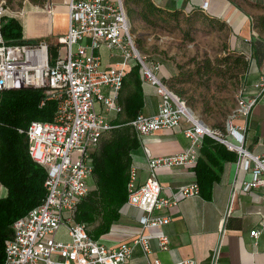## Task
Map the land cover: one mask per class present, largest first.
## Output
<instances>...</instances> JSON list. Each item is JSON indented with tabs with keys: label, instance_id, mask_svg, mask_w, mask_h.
Segmentation results:
<instances>
[{
	"label": "built area",
	"instance_id": "2783aa9c",
	"mask_svg": "<svg viewBox=\"0 0 264 264\" xmlns=\"http://www.w3.org/2000/svg\"><path fill=\"white\" fill-rule=\"evenodd\" d=\"M207 9L208 2L201 10ZM68 10V32L58 39L63 47L54 61L45 42L6 44L0 26V95L7 90L48 88V100L57 102L53 122H33L25 131L30 157L47 172V196L41 206L15 222L13 237L6 243L4 264H130L134 246H140L148 256L153 239L161 250H168L170 240L161 229L170 224L172 218L156 216L155 212L177 206L182 199L200 196V190L194 184L170 198H163L157 171L195 167L206 136L237 154L239 171H252L253 180L244 182V192L264 186V154H252L246 147L243 133L246 127L234 124L238 117L248 119L252 115L264 96V78L254 84V95L246 96L242 89L238 93L228 134L215 132L192 115L187 103L160 78L157 66L140 54L131 35L125 0H71ZM4 15L5 10L0 5V19ZM103 46L120 57L119 62L107 70L102 68L97 54ZM135 65L140 67L142 80L156 89L161 100L156 115L140 114L131 123L138 138L175 130L184 123V134L190 146L180 154L150 158V177L142 185L137 184V171L132 167L128 205L144 212L140 220L143 233L134 241V246L108 248L90 238L86 226L74 221V214L90 191L89 182L94 175L92 156L102 137L116 128L106 115L97 111L96 104L100 102L106 114H122L120 93ZM228 214L222 221V233ZM149 230L153 232L146 234ZM261 235L262 230L251 232L255 240ZM221 248L222 242L213 250L210 264L218 263ZM153 264L161 263L155 260ZM176 264L197 263L188 259Z\"/></svg>",
	"mask_w": 264,
	"mask_h": 264
},
{
	"label": "crops",
	"instance_id": "0c3cea01",
	"mask_svg": "<svg viewBox=\"0 0 264 264\" xmlns=\"http://www.w3.org/2000/svg\"><path fill=\"white\" fill-rule=\"evenodd\" d=\"M71 0H47L46 7L29 8L24 15L38 11L49 17L48 38L57 43L68 32ZM156 6L189 14L202 9L210 18L224 22L230 30L231 51L244 56L249 62L242 90L246 96L255 94L254 84L264 78V0H153ZM21 22V21H20ZM26 38V37H25ZM88 44L87 42L85 43ZM97 54L101 57L102 68L110 69L120 60L117 52L103 46ZM152 63V62H151ZM153 64V63H152ZM157 73L163 80L177 74L175 64L157 63ZM141 76V74H140ZM142 80V78H141ZM144 108L142 114L154 116L159 111L160 97L156 89L142 80ZM108 94V91H106ZM120 102V100H119ZM96 109L115 121L119 115L106 114L104 106L98 102ZM237 126H245L243 132L247 149L256 156L264 154V96L248 119L238 117ZM185 124L175 130H162L140 139L141 147L133 155V166L137 171V184H144L150 177L148 160L185 152L190 142L184 134ZM157 179L163 187L162 197L170 198L181 189L196 184L194 167L161 168ZM253 180L252 171H239L237 162L226 165L222 181L215 185L212 201L201 196L182 199L177 206L158 210L156 216H170L172 221L161 231L169 238V249L161 250L157 240H150L151 254L146 256L134 241L143 233L140 223L144 212L126 205L120 220L113 225L109 234L100 243L108 248L122 245L134 246L130 264H176L192 259L197 264H210L213 250L222 242L221 255L217 264H264V186L243 191L244 182ZM8 195V190L0 183V199ZM229 212L224 232L221 225ZM262 230L258 240L251 232ZM149 230L146 234L152 233Z\"/></svg>",
	"mask_w": 264,
	"mask_h": 264
},
{
	"label": "trees",
	"instance_id": "16d2710c",
	"mask_svg": "<svg viewBox=\"0 0 264 264\" xmlns=\"http://www.w3.org/2000/svg\"><path fill=\"white\" fill-rule=\"evenodd\" d=\"M32 1L44 4L46 0ZM125 5L129 17L137 13L142 21L152 26H157L161 21H178L183 15L188 18L196 13L208 16L200 9L189 14L180 10H165L156 6L153 0H126ZM0 26L3 39L8 45L39 43L25 38L23 25L15 17L5 14L0 19ZM47 44L50 59L54 61L63 46L59 42ZM230 59H225L226 64L218 61L215 65L206 61L199 66L197 73L204 70L206 75L225 76L229 68L224 70L221 65L229 67ZM234 63L242 73H247L249 62L244 56H238ZM186 77L176 74L164 81L182 98L181 92L175 91V88ZM47 91L48 88H23L7 90L0 95V183L8 190L7 197L0 199V264L5 262L6 243L13 237L15 222L41 206L47 196V172L30 157L29 141L25 133L33 122L54 121L57 102L48 100ZM119 103L123 113L112 122L116 128L102 137L92 156L94 175L89 182L90 191L74 214V221L86 226L88 235L96 241L110 233L113 225L120 220L122 209L128 205L133 155L141 147V141L131 125L144 108L139 65H135L126 77ZM237 160V154L225 145L204 137L194 172L200 196L205 201H212L214 187L222 181L226 165Z\"/></svg>",
	"mask_w": 264,
	"mask_h": 264
},
{
	"label": "rangeland",
	"instance_id": "374dc122",
	"mask_svg": "<svg viewBox=\"0 0 264 264\" xmlns=\"http://www.w3.org/2000/svg\"><path fill=\"white\" fill-rule=\"evenodd\" d=\"M46 3L47 0L44 4L32 0H0L5 14L21 21L27 40L45 43L52 41L47 36L49 17L38 11L28 13L26 18L24 15L29 8L42 9ZM129 20L131 35L140 54L154 65L168 61L175 64L177 74L187 76L177 84L175 91L181 92L188 107L207 125L228 134L245 79L244 72L234 63L238 55L231 51L228 26L197 13L189 18L183 15L178 21H161L157 26L148 25L137 13ZM229 58V67L221 65L224 70L229 68L225 76L206 75L204 70L197 73L206 61L213 65L218 61L226 64L225 59Z\"/></svg>",
	"mask_w": 264,
	"mask_h": 264
},
{
	"label": "bare ground",
	"instance_id": "6f19581e",
	"mask_svg": "<svg viewBox=\"0 0 264 264\" xmlns=\"http://www.w3.org/2000/svg\"><path fill=\"white\" fill-rule=\"evenodd\" d=\"M190 112L192 113V115L198 117V115L190 108Z\"/></svg>",
	"mask_w": 264,
	"mask_h": 264
}]
</instances>
